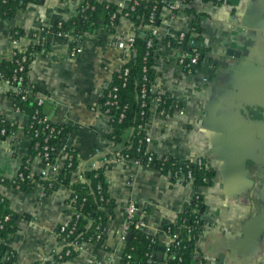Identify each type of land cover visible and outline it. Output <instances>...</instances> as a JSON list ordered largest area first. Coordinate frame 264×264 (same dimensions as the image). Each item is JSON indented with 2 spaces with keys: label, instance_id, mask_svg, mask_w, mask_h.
I'll use <instances>...</instances> for the list:
<instances>
[{
  "label": "crops",
  "instance_id": "crops-1",
  "mask_svg": "<svg viewBox=\"0 0 264 264\" xmlns=\"http://www.w3.org/2000/svg\"><path fill=\"white\" fill-rule=\"evenodd\" d=\"M84 1L43 0L19 9L8 20L0 19V61L16 47L43 44L29 66L28 79L46 97L43 114L69 127L61 139L65 150L57 149L56 166L61 172L67 151H75V184L83 182V171L102 167L108 150H115L109 145L111 128L100 97L130 58V49L118 48L117 40L133 37V23L126 16L113 26L114 32L97 29L80 41L69 28L58 31L57 24L73 18ZM96 1L124 7L131 0ZM176 1L162 0L151 93L154 99L166 95L179 107L162 117L156 102L151 105L147 149L179 163L202 158L214 172L212 181L194 190L192 183L172 182L153 167L118 159L105 172L113 216L104 225L102 242L82 243L77 255L61 264H121L126 244L115 232L130 202L137 207L135 218L145 223L142 231L169 243L167 227L191 205L195 193L204 206L196 264H264V0H231L229 6L194 0L171 10L169 4ZM195 23L207 51L188 72L178 63L182 47L164 42L194 31ZM15 29L24 33L16 44L10 37ZM72 46L80 49L75 58L69 55ZM227 50L242 57L228 56ZM9 89L0 82V118L13 129L8 135L0 133V179L13 176L32 147L25 132L28 117L14 109L6 96ZM130 133H122L119 147ZM43 169L39 158L30 164L32 175ZM70 195L64 186L45 195L40 183L23 191L0 184V200L7 199L9 209L18 214L17 238L9 243L17 264H36L55 252L57 229L74 212ZM173 234L179 235V230Z\"/></svg>",
  "mask_w": 264,
  "mask_h": 264
},
{
  "label": "trees",
  "instance_id": "trees-1",
  "mask_svg": "<svg viewBox=\"0 0 264 264\" xmlns=\"http://www.w3.org/2000/svg\"><path fill=\"white\" fill-rule=\"evenodd\" d=\"M40 0H0V19H10L19 9H24L32 5H39ZM194 0H185L184 6H188ZM206 2V0H201ZM136 2V4L134 3ZM231 0H229V5ZM165 4L162 0H131L126 6L119 7L118 5L100 2L96 0H85L77 10L76 15L68 21L61 22L62 28H69V34L76 38L77 41L83 39L84 35L91 34L97 29H106L109 32H114V27H109L112 22L114 26L118 23L122 16H126L133 23V43L130 48L129 60L113 75L111 84L103 91L100 97L102 109L106 108L105 103L111 98L108 95L115 94L116 98L111 100L118 106L117 109L110 107V134L109 145L115 148L113 156L115 158L126 157L127 159L140 160L143 165L148 164V157H152L151 163L148 165L153 167L160 173L171 177L174 172L179 171L181 183L186 182L187 171L192 174V187L198 190L201 187L208 186L214 176L211 169H206L205 166H197L194 164L180 165L178 161L170 156L156 157L151 151L146 150L144 142L139 141L144 139L145 132L142 127L146 126L149 121V110L141 107V92L143 87H149L154 83L155 72L153 69L154 54L156 51L157 40L153 38L152 47H147V41L150 35L146 29L149 24V17L154 16L152 21L153 26L158 27L160 24V10ZM187 8V7H186ZM187 11H191L187 9ZM60 31L59 28H57ZM194 31L185 34L182 42V49L191 54L195 49L198 53L197 62L203 59L206 48L200 44V28L198 23L194 24ZM20 29H15L10 37L12 40H19L23 36ZM175 45L176 42L172 39L165 41L164 44ZM76 44V43H74ZM47 45H45V48ZM42 49L39 42H31L26 49L19 52L13 49V54L0 61V82H8L9 90L6 93L8 99L12 100L13 107L19 109L28 117V123H33V127H26V134L32 136L35 131L39 132L38 138H33L32 147L28 157L23 161L18 171L26 175L23 165L26 161L29 164L36 158L37 151L33 148V143L42 144L43 129L45 123H38L37 119L45 115L41 111V107H37L39 92L35 85L29 82L28 70L34 55ZM25 57L23 63V71H19V61ZM189 58L185 59L188 63ZM146 71H143V68ZM125 70L128 72L125 73ZM193 72V69H188ZM21 78V81L18 79ZM116 87L117 91L112 92ZM164 99L167 97L163 96ZM147 104L150 98H146ZM178 107L179 105L176 104ZM175 104L167 97L165 99L164 108L168 114H171ZM37 111V114H35ZM144 111V114H141ZM120 113L124 116L119 119ZM36 116V119H33ZM58 133H54L46 145L49 148L61 143V139L69 131V127L50 122ZM5 130V135L11 134L13 129L8 125L3 118H0V130ZM130 130L129 140L122 147L121 136L124 131ZM46 131V130H45ZM111 157L110 153L105 155V158ZM113 163L103 165L98 169L85 170L82 172L83 182L72 183V173L77 169V158L75 151L70 167H64L62 171L52 179H39L38 175L34 176V181L20 182V191L27 190L33 187L34 184L40 183L44 186V193L48 195L57 188L64 186L71 190L69 203L72 205L74 212L83 214L86 218L71 217L69 223L64 228L67 242L70 245L65 246L59 253L52 254L53 263L38 262L36 264H61L72 260L77 251L73 250L74 244H82L92 242L98 231L102 229L100 222L107 220V216H113L112 206L113 200L110 198L107 183L105 180V172L110 169ZM0 184L11 188V183L8 178L0 179ZM98 185L101 187L98 190ZM203 200L199 196L191 205L177 216V226L185 225L189 229V234H183V240L176 245L174 242L164 244L156 238L147 235L142 230L131 228L126 240V247L122 255L121 264H126V255H131L129 264H196L194 249L201 234L203 221ZM5 216H9V221L3 222V228L0 229V264H17L16 253L9 243L14 242L17 238L15 221L18 216L9 209V202L5 198L0 200V221L2 222ZM138 218H135V221ZM70 230L71 233H70ZM174 227L170 228L169 236H173ZM132 248V250H131ZM70 253L66 255V251Z\"/></svg>",
  "mask_w": 264,
  "mask_h": 264
},
{
  "label": "built area",
  "instance_id": "built-area-1",
  "mask_svg": "<svg viewBox=\"0 0 264 264\" xmlns=\"http://www.w3.org/2000/svg\"><path fill=\"white\" fill-rule=\"evenodd\" d=\"M184 1L185 0H177L175 3H171L169 4V7L171 10H177L179 9L180 7L184 6ZM136 4V2H134ZM206 3H209V4H212V5H216V6H229V0H206ZM154 20V16L151 15L149 17V24L146 26V29L150 35V39L147 41V47H152L153 45V38L156 37L157 35V29L155 26H153L152 24V21ZM113 23L110 22L109 23V27H113ZM57 28H59L61 31L63 30L62 29V25L61 23H58L57 24ZM184 38H185V33H180L175 39L174 41L176 42L177 45L181 46L182 47V42L184 41ZM13 43H17V41H13ZM132 43H133V37H130L126 40L124 39H118L117 40V46L118 48L120 49H130L131 46H132ZM40 45H43V44H40ZM15 49H17L19 52H21L23 49H21L20 47H16ZM13 52V51H12ZM11 52V53H12ZM80 52V49L77 47V46H72L71 47V50L69 52V55L73 58L77 57L78 54ZM13 54V53H12ZM189 58V61L188 63H185V59ZM198 60V53L196 52L195 49L192 50V53L191 54H188L186 53L185 51H183L182 55L180 56L179 60H178V63L179 65H181V67H183V69L185 71H190L188 69H192L193 68V65L197 64ZM26 59L25 57H22L21 60L19 61V67H18V70L21 72L23 71V63H25ZM143 71L145 72L146 71V68L144 67L143 68ZM128 71L125 70V73H127ZM19 81H21V78L18 79ZM2 83H5L7 85H9L8 82H2ZM153 85V84H152ZM152 85L149 86L148 88L147 87H143L142 89V92H141V99H142V102H141V107H144L146 110L150 109L151 108V105H153L154 102H156V109H157V112L160 116L162 117H168L170 114H168L164 108V104H165V99H167V97L164 99V95H160L159 97H157L156 99H154L152 97ZM117 91V88L114 87L112 89V92H116ZM39 94V93H38ZM108 98H111V100H114L116 98V95L115 94H109L108 95ZM146 98H150V102L147 104V102L145 101ZM46 97L43 96V95H40L39 94V98L37 100V107H42L44 101H45ZM111 100H108L104 105L106 108L102 109L104 114L110 118V107H114L117 109V105L115 104V102L111 101ZM174 104V103H173ZM175 107H178L176 104H175ZM174 107V108H175ZM14 109L16 111H19L18 108L14 107ZM37 114V111L36 113ZM141 114L143 115L144 114V111H141ZM124 116L123 113H120V117L119 119H122ZM33 119H36V116H33ZM38 123H41V122H44L45 125L43 127V129L45 130H42V133H43V137H42V144L40 145V143L36 142L35 144L33 143V148L37 151V155H36V158H39L40 160L43 161L44 163V166H45V169H43L39 174H38V177L39 179H46L50 174L52 175H58L60 172L58 171V168L56 166V152H57V149L60 147L61 149H64L65 150V146L61 145V143L57 144L56 146L54 147H51L49 148L47 144V142L49 141V139L52 137V135L54 133H58L59 130H57L54 126L50 125L49 123V119L44 116V117H41V118H38L37 119ZM27 127L29 128H32L33 127V123H28ZM144 129V131H146V126L145 127H142ZM0 133L2 135H5V130L4 129H1L0 130ZM38 135H39V132L38 131H35L34 130V133L31 137L32 141H33V138H38ZM144 142L145 146H146V150L147 149V145L149 144L150 142V139L149 137L147 136L146 132H145V136H144V139L139 141V143H142ZM109 153L111 154V157L109 158H105L103 159V165H107L109 163H114L116 162L118 159L120 158H124V159H127L126 157H118V158H115V156H113V152L114 150L113 149H110L108 150ZM73 152L72 150H68L67 151V158H66V163L64 165V167H70L71 165V161L73 159ZM131 160H134L136 162H139L141 163L140 160H135V159H131ZM152 161V157H148V164L147 166L151 163ZM194 164V165H197V166H205L206 169H209L208 167V164L205 160H203L202 158H197V159H194L192 161H188V162H185V163H179L180 165H185V164ZM31 164V163H30ZM30 164H29V161H26V163L23 165V169L27 172L26 175L23 173V172H20V171H17L13 176L9 177L8 180L10 181L11 183V188L15 189V190H18L20 191L21 189V186H20V182H23V181H29V182H33L34 181V176L35 175H32L31 174V171H30ZM142 164V163H141ZM161 171V169H159V172ZM179 171H176L174 172V174L171 176L173 179H174V182H179L181 183V177L179 175ZM186 175V183H191L192 182V174L190 171H187L185 173ZM170 179V178H169ZM3 179H1V181H3ZM100 186L98 185V190H100ZM199 197V195H197L196 193L194 194V197H193V201L196 200L197 198ZM192 201V202H193ZM137 211V207L134 203L130 202L128 203L125 208H124V213H125V218H124V221L122 222V225L120 226L119 229L116 230V236L121 239L123 242H125L126 244V240H127V237L129 235V231L131 228H134V229H139V230H142V228L144 227L145 223L143 220L141 219H138L135 221V213ZM76 216V217H83V218H86L85 215L83 214H79V213H76V212H73L72 216ZM71 216V217H72ZM70 217V219H71ZM111 215H108L107 216V220H105L104 222H100L101 226H102V229L100 231H98L97 235L95 236V238L93 239L92 242H97V243H100L102 242L103 240V233H104V225L105 223L111 219ZM9 216H5L2 220V222L0 221V229L3 228V222H7L9 221ZM70 219L59 226V228L57 229V232H56V236H57V239H58V247L57 249L55 250V252L53 254H57L59 253L65 246H68L70 245L69 242H67L66 240V235H64V228L65 226L68 225ZM177 223V217H175L174 219V222L171 226H168L167 227V233H169L170 231V228L174 227V230H179V235H174L171 237V242H174L176 245H178L182 240H183V237L182 235L183 234H189V229L187 226L185 225H180V226H177L176 225ZM72 230H70V233H71ZM167 243V244H169ZM81 244H74L72 249L77 251L79 246ZM132 250V248H131ZM70 253L69 250L66 251V255H68ZM126 259H127V262L126 264H129V261L131 260V255L128 254L126 255ZM44 262H50V263H53V259H52V256L50 255L49 257L45 258L43 261ZM198 264H202L201 262H199Z\"/></svg>",
  "mask_w": 264,
  "mask_h": 264
},
{
  "label": "water",
  "instance_id": "water-1",
  "mask_svg": "<svg viewBox=\"0 0 264 264\" xmlns=\"http://www.w3.org/2000/svg\"><path fill=\"white\" fill-rule=\"evenodd\" d=\"M39 3H43V0H40ZM226 53L228 56L236 57L238 59H240L242 57L241 53L235 52L233 50H227Z\"/></svg>",
  "mask_w": 264,
  "mask_h": 264
}]
</instances>
